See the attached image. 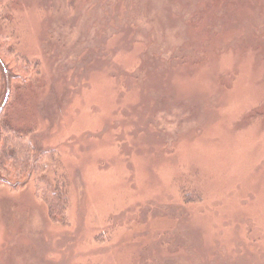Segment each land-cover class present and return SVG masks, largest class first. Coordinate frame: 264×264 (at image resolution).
Returning <instances> with one entry per match:
<instances>
[{
	"label": "rangeland",
	"instance_id": "rangeland-1",
	"mask_svg": "<svg viewBox=\"0 0 264 264\" xmlns=\"http://www.w3.org/2000/svg\"><path fill=\"white\" fill-rule=\"evenodd\" d=\"M17 2L40 73L10 125L69 202L55 223L36 191L50 159L0 186V264H264V0Z\"/></svg>",
	"mask_w": 264,
	"mask_h": 264
},
{
	"label": "trees",
	"instance_id": "trees-1",
	"mask_svg": "<svg viewBox=\"0 0 264 264\" xmlns=\"http://www.w3.org/2000/svg\"><path fill=\"white\" fill-rule=\"evenodd\" d=\"M4 1L0 0V63L11 74L0 107V186L15 184L13 188L22 187L29 171L49 172L50 163L46 165L47 167L40 166L39 163L44 159H50L54 166L52 182L47 181L45 177L42 187L36 191L42 195L50 218L55 223L62 224L66 221L69 186L60 168L57 152L37 149L33 130H16L10 125L9 111L15 98L21 90L31 85L39 75L40 67L37 61L29 59L18 51L12 33H2L10 23L12 4L18 3V0H8L9 4H4Z\"/></svg>",
	"mask_w": 264,
	"mask_h": 264
},
{
	"label": "bare ground",
	"instance_id": "bare-ground-1",
	"mask_svg": "<svg viewBox=\"0 0 264 264\" xmlns=\"http://www.w3.org/2000/svg\"><path fill=\"white\" fill-rule=\"evenodd\" d=\"M35 188V187H34Z\"/></svg>",
	"mask_w": 264,
	"mask_h": 264
}]
</instances>
